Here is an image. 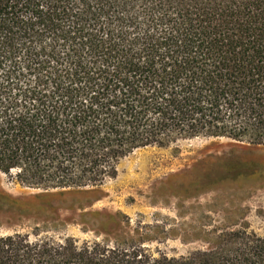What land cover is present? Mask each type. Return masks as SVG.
I'll return each instance as SVG.
<instances>
[{
  "label": "trees",
  "instance_id": "16d2710c",
  "mask_svg": "<svg viewBox=\"0 0 264 264\" xmlns=\"http://www.w3.org/2000/svg\"><path fill=\"white\" fill-rule=\"evenodd\" d=\"M264 145V0H0V171L99 186L119 161L193 137ZM186 256L142 240L0 235V264H264V234Z\"/></svg>",
  "mask_w": 264,
  "mask_h": 264
},
{
  "label": "rangeland",
  "instance_id": "374dc122",
  "mask_svg": "<svg viewBox=\"0 0 264 264\" xmlns=\"http://www.w3.org/2000/svg\"><path fill=\"white\" fill-rule=\"evenodd\" d=\"M239 227L264 234V145L198 136L139 148L99 186L41 190L0 171V235L128 236L156 256L179 257Z\"/></svg>",
  "mask_w": 264,
  "mask_h": 264
}]
</instances>
